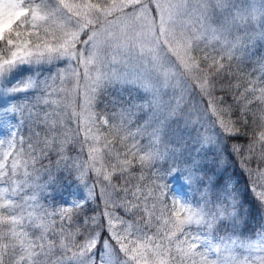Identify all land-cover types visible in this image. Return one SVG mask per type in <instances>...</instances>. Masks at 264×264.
Instances as JSON below:
<instances>
[{
	"label": "snow or ice",
	"instance_id": "6c2138e0",
	"mask_svg": "<svg viewBox=\"0 0 264 264\" xmlns=\"http://www.w3.org/2000/svg\"><path fill=\"white\" fill-rule=\"evenodd\" d=\"M257 38L264 0H0V264H264Z\"/></svg>",
	"mask_w": 264,
	"mask_h": 264
},
{
	"label": "trees",
	"instance_id": "16d2710c",
	"mask_svg": "<svg viewBox=\"0 0 264 264\" xmlns=\"http://www.w3.org/2000/svg\"><path fill=\"white\" fill-rule=\"evenodd\" d=\"M253 51L254 52L251 53L253 60H259L261 58H264V44H260ZM249 67H251V64H249ZM123 94L128 95V93H123ZM123 97L126 98L125 96ZM11 103H14V101H10L7 98H0V107L9 105ZM171 139L173 140V146L177 151V165H176L177 167H179L182 170L185 168L192 167L193 165L191 163L190 164L183 163V161L190 158L194 163H199V164L205 163L204 160L196 157V153L193 150V144L191 138L187 134L177 132L175 136L171 137ZM208 162L210 163V159ZM224 163L227 166V171L225 172V176L231 177V185L241 193V197L244 201L243 211L246 214L245 218L250 219L251 224H255L257 221L261 219L262 213L261 210L255 204V202L252 200L251 196L245 192L244 176L240 173L239 168L234 167L233 163L230 160H228L227 156H225L224 158ZM163 166L165 168L173 166L172 161L169 160L165 162ZM52 167H53L54 176L56 178V184L54 185L53 194L56 195L58 198L60 196L67 197L68 193L74 190L75 185L73 184L71 187H69L70 178L66 177L65 175H61L59 172H56L54 164ZM185 181L186 178L184 175H178L175 179L169 178V188L173 190L174 187L180 186L181 191L183 192L185 191L184 188ZM188 191L191 190L189 189ZM253 217L254 219H251Z\"/></svg>",
	"mask_w": 264,
	"mask_h": 264
},
{
	"label": "rangeland",
	"instance_id": "374dc122",
	"mask_svg": "<svg viewBox=\"0 0 264 264\" xmlns=\"http://www.w3.org/2000/svg\"><path fill=\"white\" fill-rule=\"evenodd\" d=\"M260 44H264V40H261V39L257 38V39L255 40L254 47L251 49V53H253V52H254L253 50H254L255 48H257ZM123 93H127V92H122V93H120L121 96H125L126 99H127V98H128V95H125V94H123ZM132 95L135 96V93H133ZM173 193H175V194H180V193H182V191H181V187H180V186H176V187H174V188H173Z\"/></svg>",
	"mask_w": 264,
	"mask_h": 264
}]
</instances>
